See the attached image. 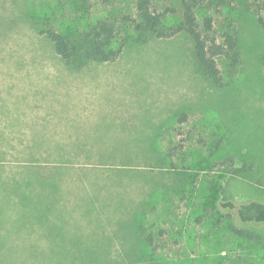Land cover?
Masks as SVG:
<instances>
[{
  "label": "rangeland",
  "instance_id": "obj_1",
  "mask_svg": "<svg viewBox=\"0 0 264 264\" xmlns=\"http://www.w3.org/2000/svg\"><path fill=\"white\" fill-rule=\"evenodd\" d=\"M263 4L195 8L240 52L233 74L221 56L209 78L184 33L134 29L136 0H0V264H48L53 249L62 264H263L218 208L264 203ZM149 6L182 21L181 0ZM42 20L71 41L105 20L120 53L69 65Z\"/></svg>",
  "mask_w": 264,
  "mask_h": 264
},
{
  "label": "trees",
  "instance_id": "obj_2",
  "mask_svg": "<svg viewBox=\"0 0 264 264\" xmlns=\"http://www.w3.org/2000/svg\"><path fill=\"white\" fill-rule=\"evenodd\" d=\"M203 1L181 0L182 21L178 25L164 26L161 23V15L151 12L150 0H136L138 20L134 21V29L141 34H151L158 38H167L182 32L191 40L196 65L207 77H216L218 73L216 58L221 56L226 59L228 73L233 74L240 63L235 34L230 32L224 36L222 42H216V38L211 35L212 19L210 17H205L202 29L199 28L194 11ZM34 27L51 43L55 54L69 65L73 64L75 58L81 61H112L121 50V46L117 48L109 46L114 37V31L105 20L97 21L84 38H76L72 41L56 31L46 20L37 21ZM252 166L244 165L241 169H236V173L248 176ZM257 182L264 184V176L257 178ZM218 208L225 213L229 230L233 235L250 243L260 244L264 248V237L251 229V227L257 229L264 226L263 202L250 200L237 203L233 200H225L218 203ZM142 240L148 245L153 243L149 235L143 236ZM55 254L53 249L51 255L44 256L48 264H62L59 262L60 257L56 258Z\"/></svg>",
  "mask_w": 264,
  "mask_h": 264
}]
</instances>
